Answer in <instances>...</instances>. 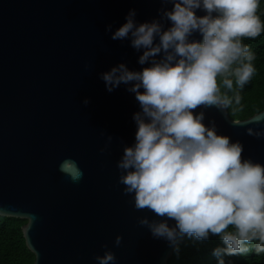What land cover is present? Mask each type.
<instances>
[{"label": "water", "instance_id": "water-1", "mask_svg": "<svg viewBox=\"0 0 264 264\" xmlns=\"http://www.w3.org/2000/svg\"><path fill=\"white\" fill-rule=\"evenodd\" d=\"M175 2L0 0V215L27 220L22 231L34 264H99L96 258L108 251L115 264H168L184 241L178 229L169 241L140 223L175 227L172 219L136 208L134 193L120 183L125 170L117 165L135 143L134 114L143 113L128 90L135 82L109 92L101 79L119 64L139 72L168 54L173 64L180 59L162 49L141 65L145 49L133 48L131 36L111 38L132 9L137 25L155 21L168 30L165 12ZM194 12L207 14L203 7ZM199 41L198 30L187 37ZM159 43L155 35L153 45ZM192 112L239 143L242 161L264 166V110L246 119H232L222 105ZM74 172L82 175L74 180Z\"/></svg>", "mask_w": 264, "mask_h": 264}, {"label": "clouds", "instance_id": "clouds-1", "mask_svg": "<svg viewBox=\"0 0 264 264\" xmlns=\"http://www.w3.org/2000/svg\"><path fill=\"white\" fill-rule=\"evenodd\" d=\"M258 4L259 0H177L165 12L172 22L166 31L155 21L137 25L135 10H129L126 22L112 32L113 40L131 36L133 48L145 49L141 65L162 49L172 48L180 59L173 64L175 56L168 54L163 62L153 61L139 72L119 64L101 74L109 92L121 83L135 82L128 90L136 93L143 113L134 114L135 143L125 148L117 165L125 170L120 183L126 185V193H134L136 208L147 207L172 219L175 227L166 221L149 224L146 218L140 223L169 241L177 229L200 239L219 235L225 247L215 249L216 255L245 253L253 241L258 242L255 252L264 253V166L242 161L241 145L206 128L203 114L194 116L192 109L231 103L219 94L218 76L228 89L233 86L230 76L240 87L251 79L254 56L240 38H254L264 29L256 15ZM200 7L207 14L198 17L194 9ZM193 30L201 33L202 41L187 42ZM155 35L160 43L154 46ZM80 175L74 172L72 178ZM230 225L234 231H227ZM96 259L99 264H115L110 251Z\"/></svg>", "mask_w": 264, "mask_h": 264}, {"label": "trees", "instance_id": "trees-1", "mask_svg": "<svg viewBox=\"0 0 264 264\" xmlns=\"http://www.w3.org/2000/svg\"><path fill=\"white\" fill-rule=\"evenodd\" d=\"M256 15L264 25V0H259ZM240 39L254 56L251 63L255 71L251 79L240 87L235 77L230 76L228 78L232 79L233 86L228 89L222 83L223 77H217L219 94L231 101L227 109L232 119H246L264 110V29L254 38ZM237 96L240 97L239 103H236ZM26 222V219L0 215V264H34L35 255L27 247L22 231ZM227 231H234L233 226L230 225ZM256 243L253 241L249 244V251L245 253L228 254L221 251L216 255L215 249L225 247L219 235L210 233L207 239H200L187 234L169 258L168 264H220V261L223 264H264V253L255 252Z\"/></svg>", "mask_w": 264, "mask_h": 264}]
</instances>
